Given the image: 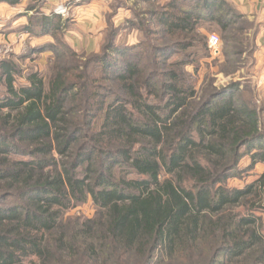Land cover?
Listing matches in <instances>:
<instances>
[{"label":"trees","instance_id":"1","mask_svg":"<svg viewBox=\"0 0 264 264\" xmlns=\"http://www.w3.org/2000/svg\"><path fill=\"white\" fill-rule=\"evenodd\" d=\"M144 1L153 8L130 22L153 36L150 51L114 35L86 60L58 38L71 20L28 6L24 31L56 42L20 58L51 51L57 63L48 79L32 71L18 86V65L0 64V264L29 255L34 264H197L203 251L206 264L264 260V172L245 188L225 184L246 156L250 168L264 165V106L249 79L197 102L184 71L192 59L171 60L180 49L196 55L202 22L225 32L246 17L228 0ZM89 197L93 218L63 219ZM249 201L247 215L224 212Z\"/></svg>","mask_w":264,"mask_h":264},{"label":"rangeland","instance_id":"2","mask_svg":"<svg viewBox=\"0 0 264 264\" xmlns=\"http://www.w3.org/2000/svg\"><path fill=\"white\" fill-rule=\"evenodd\" d=\"M90 1H94L91 7H87ZM156 3L164 4L168 0H155ZM82 11L79 16V23L70 21L68 31L58 36L60 41L64 42L71 50L76 52L79 60H86L94 54H102L108 42L114 35L116 43L126 45H141L148 52L150 45L148 40L153 36L147 37L146 31L131 25V20H136V13H141L144 10L152 9V2L144 0H81ZM84 4V5H83ZM40 9V7H39ZM69 11L65 19L73 18ZM29 20V18H28ZM158 25V24H157ZM152 25L154 28L158 26ZM6 27H12L9 24ZM242 28V31L239 30ZM244 28V29H243ZM3 28L0 31V46H9V55L0 56V64L3 61L15 62L21 69V74L16 78V85L26 84L27 76L32 71H39L46 79L54 73V65L57 63L53 52L47 51L38 56L22 59L20 55L25 54L31 44H38L44 41H54L53 36L24 38L21 31L24 30V25L17 28ZM19 29V31H17ZM256 23L248 18L240 19L234 26L227 31H222L217 23L210 21L202 22L201 26L196 31V55L188 57L185 53L190 50H179L171 60H190L192 61L184 66V71L192 76L195 81L197 90V102H200L213 87H221L231 81L249 79L251 85L255 88V96L258 103L264 106L257 88L256 83V53L257 45L255 39L258 31H256ZM114 31V34H113ZM215 33L220 37L221 46L219 55H212L209 46V35ZM41 39V40H39ZM163 40V39H162ZM161 40V41H162ZM165 41V40H164ZM242 50V54H237V51ZM69 61L73 59L67 58ZM150 65L156 63L155 57L150 55ZM160 69L161 64H158ZM155 69V68H153ZM115 85V84H114ZM6 81L0 75V98L6 93ZM100 122V118L97 120ZM251 159L249 156L244 157L239 162L237 174L227 179L225 182L228 187L245 188L248 184L256 181L261 173L264 172V165L257 164L250 168ZM119 173V169H117ZM132 176L131 174H127ZM127 176V177H128ZM251 197V196H250ZM253 198L250 199V201ZM240 203L236 206L227 208L224 212L231 211L238 216L249 214L251 210V202ZM261 204V203H260ZM260 204H256L255 211L258 215H263L260 211ZM257 209V210H256ZM97 213V206L93 199L89 197L84 203L76 204L73 207L63 211V219L67 221L72 218H93ZM262 246V247H261ZM259 250H264V242L259 246ZM196 256L197 264H206L209 255ZM38 261L36 255H29L22 258L20 264H34ZM159 264H189L181 262L178 259H166ZM229 264H264L255 256L246 255L245 257L236 258Z\"/></svg>","mask_w":264,"mask_h":264},{"label":"crops","instance_id":"3","mask_svg":"<svg viewBox=\"0 0 264 264\" xmlns=\"http://www.w3.org/2000/svg\"><path fill=\"white\" fill-rule=\"evenodd\" d=\"M81 0H20L18 3L11 4L7 0L0 1V31L3 28L13 29L18 26L28 24V18L32 15V11L28 9L30 3L36 4V7L46 13H56L58 6H65L70 18L73 22L79 23V15L82 11ZM250 21L256 23V31H258L255 39L257 45L256 53V83L259 91V96L264 104V0H228ZM94 1H90L87 7H91ZM84 5V4H83ZM68 14V15H69ZM69 15V16H70ZM12 27H6L7 25ZM19 31V29L17 30ZM24 38L29 37V34L24 30L21 31ZM46 37V36H44ZM43 37V38H44ZM42 39V37H41ZM39 39V40H41Z\"/></svg>","mask_w":264,"mask_h":264},{"label":"built area","instance_id":"4","mask_svg":"<svg viewBox=\"0 0 264 264\" xmlns=\"http://www.w3.org/2000/svg\"><path fill=\"white\" fill-rule=\"evenodd\" d=\"M56 13L65 16L67 13V8L65 6L60 5L56 9ZM208 46H209V49H210V52L212 55H216V56L219 55L221 53V51H220V46H221L220 37L215 33L210 34L209 38H208ZM263 49H264V46H263ZM9 53H10L9 46H0V56L9 55Z\"/></svg>","mask_w":264,"mask_h":264}]
</instances>
